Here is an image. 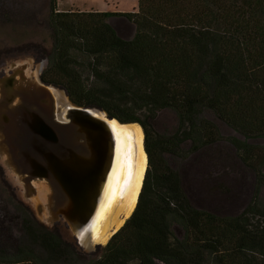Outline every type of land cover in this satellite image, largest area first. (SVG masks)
Instances as JSON below:
<instances>
[{
	"label": "trees",
	"instance_id": "1",
	"mask_svg": "<svg viewBox=\"0 0 264 264\" xmlns=\"http://www.w3.org/2000/svg\"><path fill=\"white\" fill-rule=\"evenodd\" d=\"M51 8L54 46L43 81L145 134L148 168L137 206L95 264H264V145L249 143L264 139V0H138L137 11L124 14L58 12L55 0ZM113 17L135 26L132 39L118 35ZM165 110L178 121L168 134L157 131ZM221 124L244 140L224 137ZM221 144L254 176L250 202L232 217L196 208L168 162ZM211 158L231 168L229 157ZM37 225L26 231L28 243L56 260L75 256L55 230ZM25 246L18 257L0 252V264H46Z\"/></svg>",
	"mask_w": 264,
	"mask_h": 264
},
{
	"label": "rangeland",
	"instance_id": "2",
	"mask_svg": "<svg viewBox=\"0 0 264 264\" xmlns=\"http://www.w3.org/2000/svg\"><path fill=\"white\" fill-rule=\"evenodd\" d=\"M51 1L0 0V81L14 73V66L19 69L26 64V74H30L31 71L37 72L40 66L45 71L51 65L54 46L49 26ZM55 7L58 12L96 11L124 14L137 11L138 0H55ZM109 22L121 38L130 40L134 37L136 28L125 17H113ZM220 126L224 137L244 140L241 134L230 127L224 124ZM177 127L178 121L172 111L165 110L159 114L157 131L168 134L175 132ZM249 143L264 145V139H252ZM218 148L184 161L168 158V162L173 168L181 171L185 189L196 208L220 216H237L252 198L254 176L238 160L231 146L221 144ZM217 152L226 159H232V162L228 163L231 168L225 171L214 164L211 155ZM225 172H228V175H225ZM218 185H222L228 192L219 191ZM36 186L41 204L47 206L50 188L42 182H37ZM32 198L23 184L21 175L7 166V157L0 152L1 254L6 257H18L21 251L28 247L25 245L30 244L35 258L46 264H95L103 257L101 247H96L92 252L81 250L71 237L64 220L60 223L51 222L47 208L40 214L37 202ZM37 224L55 230L62 240L75 250V256L62 261L56 260L39 243H28L26 231L28 233L29 229H35L36 232L39 230Z\"/></svg>",
	"mask_w": 264,
	"mask_h": 264
},
{
	"label": "water",
	"instance_id": "3",
	"mask_svg": "<svg viewBox=\"0 0 264 264\" xmlns=\"http://www.w3.org/2000/svg\"><path fill=\"white\" fill-rule=\"evenodd\" d=\"M27 68L14 66L0 81V152L21 175L40 214L47 208L51 222L64 220L76 245L92 252L108 244L93 245V221L120 139L113 123L133 124L73 104L64 89L43 81L42 66L30 74ZM37 182L51 190L47 206L38 198Z\"/></svg>",
	"mask_w": 264,
	"mask_h": 264
},
{
	"label": "bare ground",
	"instance_id": "4",
	"mask_svg": "<svg viewBox=\"0 0 264 264\" xmlns=\"http://www.w3.org/2000/svg\"><path fill=\"white\" fill-rule=\"evenodd\" d=\"M56 96L62 101L58 94ZM113 125L120 139L101 190L102 202L98 200L100 205L93 221V245H106L131 217L148 168L144 132L140 125Z\"/></svg>",
	"mask_w": 264,
	"mask_h": 264
}]
</instances>
